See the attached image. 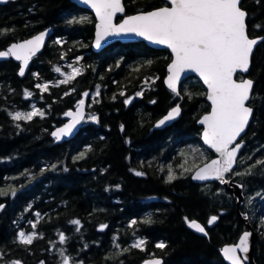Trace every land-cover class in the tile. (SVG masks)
I'll use <instances>...</instances> for the list:
<instances>
[{"label":"trees","instance_id":"1","mask_svg":"<svg viewBox=\"0 0 264 264\" xmlns=\"http://www.w3.org/2000/svg\"><path fill=\"white\" fill-rule=\"evenodd\" d=\"M166 4L125 0L126 14ZM242 7L249 34L264 37V0H242ZM81 17L84 22H72ZM50 26L54 33L25 76L19 75L20 62H0V189L9 193L0 194V264H62L60 249L83 264H142L154 256L163 264H228L222 247L248 229L237 200L223 182L201 184L191 177L213 156L201 140L199 120L210 110L203 82L192 76L179 94L173 92L164 81L171 52L145 41H118L94 51L96 17L73 0H0V33L8 30L0 34V50ZM73 68H81V75L60 83ZM248 75L255 80L249 103L255 110L235 169L246 174L235 180L244 188L242 214L259 232L255 260L264 264V165L256 164L264 160V41ZM45 83L47 91L36 87ZM85 92L90 117L76 137L58 142L52 131ZM179 102L181 117L155 129L156 120ZM35 109L44 115L13 119ZM212 216L217 220L210 225ZM195 219L206 235L189 226ZM21 231L37 238L25 245ZM139 240L145 241L142 248L133 247ZM161 242L163 249L156 247Z\"/></svg>","mask_w":264,"mask_h":264},{"label":"snow or ice","instance_id":"2","mask_svg":"<svg viewBox=\"0 0 264 264\" xmlns=\"http://www.w3.org/2000/svg\"><path fill=\"white\" fill-rule=\"evenodd\" d=\"M86 2H90L95 8L100 21L96 38L97 47H100L101 41L108 36L136 34L171 48L174 59L168 66L169 75L166 83L173 92H177L181 74L187 70L195 71L203 78L209 89L208 99L212 102L211 112L201 120V123L207 126L203 136L204 140L220 154L221 159L205 164L196 172L195 178L206 180L211 176L224 182V174L233 170V165L237 163V155L243 146V141L236 142L237 138L244 132L254 111L253 107L249 106L254 81L242 78L237 80L234 77L238 71L247 72L249 70L254 47L264 41V37L249 36L246 24L249 14L241 6L242 0H170V7L140 11L127 16L119 24L114 23L113 20L117 13L125 11L122 0H86ZM85 19L81 17L79 21L72 22L82 23ZM253 27L260 28L261 26L253 25ZM7 31L3 30L0 34H7ZM46 34L40 33L23 43H14L6 51H0V57H15L16 60L23 61L24 67L19 70V75L23 76L29 60L39 51ZM146 63L150 65L151 61ZM55 71L59 72L60 69L57 68ZM81 73V68H73L72 73L60 83L67 84ZM145 83H148L147 79ZM36 87L44 91L48 90L47 83L37 84ZM141 94L137 93V95ZM27 95L31 96L32 93L28 92ZM88 95L87 92L83 93L85 97ZM99 95L100 89L97 86L96 96ZM84 103V99H81L79 101L80 111L67 113L73 117L71 124L52 133L57 140L70 134L75 125L83 119ZM180 111L179 105L173 107L163 119L158 121L157 126L174 119ZM43 115L42 111L35 109L26 114L16 112L13 114V119L31 120L34 116ZM91 118L97 119L95 116ZM84 155L81 153L78 158H83ZM256 164L264 165V160H258ZM241 174L246 173H236V175ZM247 174H250V170ZM137 175H142V173H137ZM168 178L170 181L175 179L171 171ZM0 194L9 193L0 189ZM10 194L15 195V192L12 191ZM3 207L4 205H0V210ZM185 219L187 221V218ZM216 220L217 217L212 216L207 223L212 224ZM144 222L151 223V219L147 218ZM70 223L80 225L79 220H72ZM131 223L134 225L137 222L133 220ZM261 225L264 226V221H261ZM189 226L206 234L205 228L194 220L189 222ZM32 227L35 228L36 225L33 224ZM106 227V225H100L101 229ZM250 236L251 233L244 232L239 244L223 249L224 255L233 264H245L248 261ZM36 238L37 233L35 232L25 234L21 231L19 233V241L25 245H31ZM59 239L63 243L66 237L61 233ZM144 243V240H139L133 247L142 248ZM156 247L163 249L166 245L161 242ZM238 250L245 255L243 257L238 255ZM59 251L62 264H83L82 261H73L69 255L65 254L64 249ZM2 256L3 253L0 252V257ZM11 264H20V261H13ZM40 264H45V262L41 261ZM145 264H163V262L161 259H154L146 261Z\"/></svg>","mask_w":264,"mask_h":264},{"label":"water","instance_id":"3","mask_svg":"<svg viewBox=\"0 0 264 264\" xmlns=\"http://www.w3.org/2000/svg\"><path fill=\"white\" fill-rule=\"evenodd\" d=\"M73 1H74L75 3H77L79 6H81V7H83V8H87L88 10L92 11V12L94 13L95 17H96V28H95V33H94V38H93V43H92V48H93L94 51H96V52L102 51L103 49L107 48V47L110 46L111 44H113V43H115V42H118V41H120V42H124V43H127V42H139V41H145L149 46H151V47H153V48H155V49H168V50L171 52L172 56H173L172 60L174 59V53L172 52L171 48L168 47L167 45H162V44L155 43V42H153V41H149V40H147L145 37L138 36V35H136V34H123V35H113V36H108V37H106L104 40L101 41V45H100V47H97V46H96V38H97L98 25H99L100 21H99V17H98V15H97V13H96L95 8H93V7L91 6V3H90V2H86V0H73ZM166 1H167L168 4H167V5H164V6H161V7H165V6L170 7V6H171V4H170V0H166ZM122 3H123V5H124V7H125V11H124L123 13H117V14H116V16L114 17V20H113V22L116 23V24L121 23V22L123 21V19L126 18L127 16H129V15H134V14H137L138 12H140V11H138V12H135V13L126 14V10H127V9H126V5H125V0H122ZM241 6H242V5H241ZM158 8H159V7H158ZM154 9H155V8H154ZM244 9H245V8H244ZM151 10H153V9H151ZM151 10H142V11H151ZM245 10H246V9H245ZM246 11H247V10H246ZM247 13H248V12H247ZM119 17H122V18L119 19ZM247 19H248V17H247ZM247 19H246V24H247V30H248V22H247ZM40 33H47V34H46L45 37H44L43 44H42V46L40 47L39 51H37L36 54H35L34 56H32L31 59L29 60L28 66L25 68V74H24L23 76H25V75L27 74V72L29 71L33 58H34L35 56L39 55V54L44 50L46 44L49 42L51 36H52L53 33H54V27H53V26H50V27H47V28H45V29H42V30L38 31L37 33L33 34V35L30 36V37L25 38V39H22V40H19V41L12 42V43L9 44L6 48L0 50V51H6V50H7L12 44H14V43H23V42H25V41H27V40H30V39H32L33 37L39 35ZM248 34H249V31H248ZM249 36H250V37H253V38H254V37H263V36H251L250 34H249ZM260 43H261V42H259V43L254 47V51H253V54H252V56H251V63H250V68H249V70H248L247 72H241V71H238V72L236 73V76L234 77L235 79L239 80L240 78L238 77V75H239V74H243V75H245V77L242 78V79H251V80H253V81H254L253 91H254V87H255V80H254L253 78H251L248 74H249L250 69H251V66H252L253 55H254L255 50L257 49V47H258V45H259ZM11 58L14 59V60H16L15 57H0V62H1V61H5V60H9V59H11ZM172 60H171V62L169 63V65L172 63ZM16 61L21 63L20 68H21V67H24V65H23V61H20V60H16ZM169 65H168V66H169ZM168 75H169V71H168V73L166 74L165 79H164L166 85H167L166 81H167V76H168ZM192 76H196V77H198V78L203 82L204 86H205L206 89H207V100H208V102L210 103V110H209L208 112L204 113V114L201 116V118H200V120H199V124L203 127L202 132H201V140H202V142L208 147V149H209L211 152H213L214 155H213L211 158H209L207 161H205V162H203L201 165H199V166H198V167L192 172L191 177H192V179H193L195 182H197V183H201V184H203V183H207V182H213V181H221L220 179L215 178V177H211V176H210L208 179H206V180H200V179L195 178V176H196V172H198L201 168H203L205 164H210V163L212 162V160L221 159V157H220V154H219L218 152H216L215 148H213L210 144H208V143L204 140V136H203L204 130H205V128H206L207 126H206L205 124H202V123H201V120L203 119V117H204L205 115L209 114V113L211 112V109H212V102H211V100L208 99V92H209V89H208L207 84L204 82L203 78L199 75V73H197V72H195V71H192V70H187V71H185L184 73L181 74L180 80H179V82H178V84H177V92H180V88H181V84H182V82H183L185 79H187V78H189V77H192ZM167 87H168V85H167ZM168 88H169V87H168ZM252 95H253V94H252ZM84 101H85V103H84V105H83V109H82V112H83V119H81V120L79 121V123H77V124L75 125V127L72 129V131H71L70 134L62 136V138H60L59 140L56 139L58 142L69 141V140L73 139L74 137H76V136L78 135V133L80 132L81 127H82V125H83V123H84V120H85V118H86V116H87V114H88V103H87V100L84 99ZM249 103H250V101H249ZM177 105H179V107H180V110H181V111H180V114H179L178 116H176L174 119H172V120H170V121H166L164 125L157 126L158 121L161 120V119H163V117H164L165 115H167V113H168L173 107H176ZM249 106H251V105L249 104ZM173 107H172L168 112H166L164 115H162L160 118H158V119L156 120V122L154 123V128H155V129H163V128H166L167 126L172 125L175 121H177V120L181 117V115H182V106H181V102H179L178 104H176V105L173 106ZM251 107H252V106H251ZM253 110H255L254 107H253ZM77 111H80V106H79V104H77V106H76L75 108H72V109L68 110L67 113H68V112L76 113ZM67 113H66L67 120H66L62 125L56 127V128L52 131V133L55 132L57 129L62 128V127H64L65 125H67V124H71V123L73 122V117L67 115ZM253 115H254V111H253ZM253 115H252V117H250L249 124H248L247 127L245 128L244 132H242V133L240 134V136L237 138V141H236L237 143L243 141V146L241 147V149H240V151H239V153H238V155H237V163L233 165V170L230 171V172H228V173H225V174H224V177H223V180H224L223 184L225 185V187L227 188V190H229L230 192H232V193L234 194V196H235V198H236V200H237V209H238V212H239V214H240V216H241V219L245 222V224H246V226H247V228H248V229H247L246 231H244V232H249V233H251V236H250V239H249V252L247 253L248 261H246L245 264H257V262H256V260H255V254H256L257 241H258V238H259V232H258L257 229L253 226V224L250 222L249 217H248V216H244V215L242 214V211H241V204H242V203L244 202V200H245V195H244V192H243V189H244V188H243V185H242V184H240L239 182H237V181L235 180V179H236V172H235V169H236V167H237L239 157H240V155L242 154L243 148L245 147V144H246V141H245V140H241V139H242V138L244 137V135L246 134V132H247V130H248L250 124H251V121H252V119H253ZM52 136H53V135H52ZM53 137H54V136H53ZM54 138H56V137H54ZM228 176H231V177L228 178ZM241 186H242V187H241ZM192 221H193V220H192ZM194 221H196L197 223L201 224V225L205 228V231H206V234H207V228H206V226H205L200 220H198V219H195ZM214 223H215V222H213V223L210 224V225H213ZM192 229H193V228H192ZM193 230H194L195 232L199 233V234L206 235L205 233H200V232L196 231L195 229H193ZM244 232L240 235V237H239V239L237 240V242L227 243V244H225V245L222 247V255H223L224 259L226 260V262H227L228 264H233V262L230 261V260L224 255V253H223V249H224L225 247H232V246H236L237 244H239L240 238H241V236L244 234ZM238 255H240L241 257H243L245 254L242 253V252H239V250H238ZM154 259H161L162 262H164V258H162V257H158V256H154V257H149V258H147L146 260L143 261L142 264H145L146 261L154 260Z\"/></svg>","mask_w":264,"mask_h":264},{"label":"rangeland","instance_id":"4","mask_svg":"<svg viewBox=\"0 0 264 264\" xmlns=\"http://www.w3.org/2000/svg\"><path fill=\"white\" fill-rule=\"evenodd\" d=\"M83 99H86V97H85V96H83ZM88 114H89V113H88ZM90 115H91V114H89V117H90ZM89 117H88V118H89Z\"/></svg>","mask_w":264,"mask_h":264},{"label":"flooded vegetation","instance_id":"5","mask_svg":"<svg viewBox=\"0 0 264 264\" xmlns=\"http://www.w3.org/2000/svg\"><path fill=\"white\" fill-rule=\"evenodd\" d=\"M167 4H168V3H167ZM167 4H166V5H167ZM242 139H243V138H242Z\"/></svg>","mask_w":264,"mask_h":264}]
</instances>
